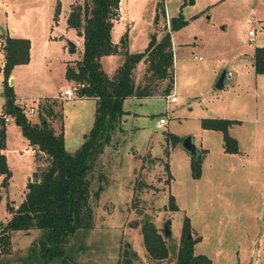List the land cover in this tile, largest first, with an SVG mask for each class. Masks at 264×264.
Segmentation results:
<instances>
[{"label":"rangeland","instance_id":"374dc122","mask_svg":"<svg viewBox=\"0 0 264 264\" xmlns=\"http://www.w3.org/2000/svg\"><path fill=\"white\" fill-rule=\"evenodd\" d=\"M53 1L0 0V111L5 100L2 45L6 35L14 33L13 28L30 41L33 58L30 68L23 70L25 81L51 88L69 83L64 75V60L69 55L64 45L67 40L76 42V54L81 46L63 12L72 0H61L56 20ZM155 1L123 0L119 12L130 20L129 27L118 15L113 38L118 41L127 31L130 50H143L152 34ZM163 11L165 29L160 23L156 40L168 30L172 16L180 13L186 20L170 32L173 85L168 95L177 101L169 103L159 94L124 102L130 115L122 118L124 127L105 145L89 173L93 226L70 235L65 242V261L56 258L50 264H121L124 249L136 251L135 264H174L185 217L189 223L186 237L196 240L194 255L203 254L212 264H264V73L254 74L248 57L255 46H264V0H163ZM248 29L253 36H247ZM110 62L104 61V65L113 66ZM226 71L230 75L224 76L218 89L216 79ZM143 75L146 64L140 61L135 80L144 81ZM69 84L73 97L52 95L18 102L23 103L30 120H38L37 104L54 99L55 117H46L56 131L64 122L65 148L73 152L93 124L95 103L77 96L79 84ZM164 86L165 81L158 83L157 89ZM158 116L166 119L160 128L155 127ZM209 117L240 120L227 128L237 141V153L222 150V133L202 128L201 121ZM166 133L180 141L173 145L170 138L165 139ZM187 136L201 155V175L196 179L191 177L190 158L180 146ZM5 139L11 177L3 184L4 174L0 173V224L11 216L7 202L16 207L36 177L33 171L39 173L46 164L45 154L34 146L30 149L10 116ZM169 196L176 210L167 208ZM145 218L167 246V256L160 261L152 260L145 248L141 232ZM43 234L37 227L16 229L10 251L0 255V262L36 264L38 238Z\"/></svg>","mask_w":264,"mask_h":264},{"label":"trees","instance_id":"16d2710c","mask_svg":"<svg viewBox=\"0 0 264 264\" xmlns=\"http://www.w3.org/2000/svg\"><path fill=\"white\" fill-rule=\"evenodd\" d=\"M119 0H74L66 12V23L77 31L82 38V51L72 64L66 63L65 76L80 86L78 96H86L96 101L93 124L85 133V139L73 152L66 150L63 124L56 131L46 116L55 117L54 99L39 102L38 120H30L25 113V107L16 103V93L9 84L12 67L17 63H27L30 58V41L26 37L6 35L2 45L5 51L3 64L4 78L2 86L5 97L0 111V173L4 174L2 183L6 184L11 177L6 146L7 116H10L21 129L22 135L29 140L30 145L46 156V164L29 182L24 198L13 207L7 202L10 218L0 224V255L8 253L11 248L12 232L16 229L29 230L37 227L44 231L38 238L39 248L36 251V264H50L56 258L66 259L65 242L79 229L92 227L94 209L90 198L89 173L94 163L101 155L105 145L113 139V135L122 128L124 99L129 97L153 98L156 95H168L173 85L172 49L170 32L186 23L178 13L168 21V30L155 39L159 24L165 29V11L163 0H156L152 26L154 32L143 50L131 52L127 47V31L119 38L118 43L112 40V26L119 12ZM60 1L55 2L54 19L60 14ZM123 54V60L112 74L101 66V56L105 54ZM146 64L144 81L135 80L134 70L138 62ZM253 72L264 73V46L255 47L251 56ZM159 81V82H158ZM165 81V86L158 90V83ZM62 117L63 115L60 114ZM240 123L236 119L209 117L201 121L206 130L222 133V150L225 153H237V141L227 133L228 126ZM172 144L180 139L166 133ZM200 154L190 157L191 177L199 178ZM164 169L168 172L167 164ZM167 208L176 210L172 196L168 197ZM182 235L175 251L174 264H212L203 254H193L194 239L186 237L189 231L188 219H183ZM141 232L145 248L152 260L160 261L167 256V246L163 237L154 225L145 218L141 223ZM135 250L124 249L121 264H135ZM0 264H5L0 262ZM35 264V262L33 263Z\"/></svg>","mask_w":264,"mask_h":264},{"label":"crops","instance_id":"0c3cea01","mask_svg":"<svg viewBox=\"0 0 264 264\" xmlns=\"http://www.w3.org/2000/svg\"><path fill=\"white\" fill-rule=\"evenodd\" d=\"M57 0H54L53 2V5L55 4V2H56ZM60 1V6H61V0H59ZM74 0H72V1H70V3L71 2H73ZM122 1L123 0H121L120 1V5H119V8H118V12L120 11V7H121V4H122ZM70 3H69V5H70ZM52 5V6H53ZM53 8H54V6H53ZM61 9V8H60ZM68 9H69V6L66 8V9H64V13H65V22H66V16H67V11H68ZM119 16H121V20H122V22H124L126 25H127V27H129L128 25H129V23H130V20L128 19V18H126V16H124V14L122 15V13L121 12H119V14H118ZM115 20V19H114ZM151 29H152V33L154 32V29H153V26H152V24H151ZM75 30V29H74ZM112 30V29H111ZM113 31V30H112ZM12 32H14L12 35H14V36H20V35H18V33L19 32H17V30L16 29H14L13 28V30H12ZM76 33H77V31H76ZM253 34H254V32H253ZM253 34L251 35V36H253ZM122 35V34H121ZM170 36H171V33H170ZM77 37H78V41H79V43H80V46L82 47V38H81V36H79L78 34H77ZM120 38V37H119ZM119 38H118V41H119ZM112 40H113V42H115V43H118V41H116L117 39H115V38H113V34H112ZM76 43V42H75ZM66 45H64V47H66L67 48V42L65 43ZM170 45H171V41H170ZM260 46H262V45H260ZM260 46H255V47H260ZM127 47H128V42H127ZM254 47V48H255ZM76 48H77V44H76ZM31 49V48H30ZM172 49V48H171ZM77 50H78V48H77ZM77 50L75 51V52H69L68 51V49H67V51H68V53H69V55L65 58V60H64V66L66 65V63L68 62V63H70V64H72L75 60H77L78 58H79V56H80V53H81V51H82V48L80 49V53L79 54H76V52H77ZM128 50L129 51H131V52H136V51H140V50H136V51H132V50H130V48L128 47ZM173 51V50H172ZM252 53H253V51H252ZM252 53L250 54V55H248V57H249V59H250V62H251V56H252ZM32 50H30V62H27V63H21V64H15L12 68V72H11V75H10V78H12V83H11V85H13L14 86V89H15V93H16V101L18 102V101H20L21 99L22 100H28V101H30L31 99H34V98H39V100L40 99H42V98H44V97H48V96H52V95H58V96H60V97H62L63 99H65L66 97L63 95V90L66 88V87H71L70 86V82H72L73 80H71V79H68V78H66L67 79V82H69V83H66V84H60V85H58V86H55V88L53 87V88H51V87H49V85H44V83H39V82H37V83H35V81H25L24 80V77H23V75H22V73H25L23 70H25V69H29L30 67H29V65H30V63H31V61H32ZM73 60V61H72ZM100 60H101V66H103L104 67V69L109 73V74H112L113 72H115V70L118 68V66H119V64L122 62V60H123V54L121 53V52H118V53H111V54H105V55H102L101 56V58H100ZM107 60H110L111 62V64H114L113 66H111V67H109V68H107L106 67V65H104V61H107ZM34 61H35V59H34ZM251 66H252V62H251ZM35 68V67H34ZM65 69H66V66H65V68H64V75H65ZM242 69H243V67L242 66H240V67H238V70H240V71H242ZM252 70H253V66H252ZM254 73V72H253ZM255 74V73H254ZM256 75H259V74H256ZM66 77V76H65ZM74 82V81H73ZM48 89H50V91H47ZM42 90H44V91H42ZM42 92V93H41ZM30 93H32L31 94V96H29L28 94H30ZM35 94H39V95H37V96H34ZM75 94V93H74ZM78 96V95H77ZM71 97H73V95L71 96ZM80 99H84V98H88V99H91V100H93L94 101V99L93 98H90V97H86V96H78ZM129 98H135V97H129ZM129 98H126V99H124V102L125 101H127V99H129ZM137 98H141V97H137ZM143 98H147V97H143ZM147 99H149V98H147ZM38 100V101H39ZM176 101H177V99H176ZM175 102V101H174ZM19 103V102H18ZM94 103L96 104V101H94ZM170 103V102H169ZM21 104V103H20ZM32 104V103H31ZM38 105V104H37ZM21 106H24L23 105V103L21 104ZM31 106V105H30ZM2 109V108H1ZM37 109H38V106H37ZM126 111H129L128 112V114H126V112L125 113H123V115H122V118H123V121H124V119H126L125 118V116L126 115H130V109H126V108H124ZM133 114H136V112H133ZM8 118H9V116H7L6 117V119L8 120ZM231 119H235V118H231ZM236 120H238V119H236ZM239 122H240V120H238ZM8 122H10V121H8ZM16 123V122H15ZM17 124V123H16ZM122 127H124L123 125H122ZM63 135H64V122H63ZM85 136V135H84ZM25 138V137H24ZM27 139V138H26ZM27 141H28V143H29V140L27 139ZM29 146H30V149L32 150V147L34 146V145H30L29 144ZM34 149V148H33ZM40 151V150H39ZM4 153H6V149L4 148ZM24 198V197H23ZM23 198H21V200L23 199ZM20 200V201H21ZM18 205V204H17Z\"/></svg>","mask_w":264,"mask_h":264},{"label":"water","instance_id":"95a60500","mask_svg":"<svg viewBox=\"0 0 264 264\" xmlns=\"http://www.w3.org/2000/svg\"><path fill=\"white\" fill-rule=\"evenodd\" d=\"M67 49L69 52H75L77 50L76 43L72 40H67ZM224 76H225V73L221 72L216 79L217 81H216L215 87H217L218 89L222 88ZM9 80L12 83V78H9ZM180 146H181V149L188 154L189 158L190 157L196 158L200 154V152H198V150L196 149L190 136L185 137L181 141ZM163 233L164 235H167L169 233L168 225L165 221L163 222Z\"/></svg>","mask_w":264,"mask_h":264},{"label":"built area","instance_id":"2783aa9c","mask_svg":"<svg viewBox=\"0 0 264 264\" xmlns=\"http://www.w3.org/2000/svg\"><path fill=\"white\" fill-rule=\"evenodd\" d=\"M120 1L119 0V5H120ZM119 8V7H118ZM246 23H250V19H246ZM166 28H168V25H166ZM247 36H251L253 34V30L252 29H248L247 32H246ZM230 75V72L229 71H226L225 73V76H229ZM74 94V89L72 87H66L64 90H63V95L65 97H71L72 95ZM167 99H169V102L170 103H173L174 101H176V98L174 95H167L166 96ZM31 110H34L33 107H31L30 111ZM166 124V119L162 116H158L157 120H156V123H155V127L157 128H160L162 127L163 125Z\"/></svg>","mask_w":264,"mask_h":264}]
</instances>
